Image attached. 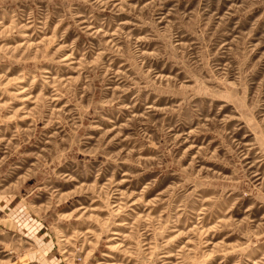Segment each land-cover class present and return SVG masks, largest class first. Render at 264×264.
Returning <instances> with one entry per match:
<instances>
[{"label": "rangeland", "instance_id": "1", "mask_svg": "<svg viewBox=\"0 0 264 264\" xmlns=\"http://www.w3.org/2000/svg\"><path fill=\"white\" fill-rule=\"evenodd\" d=\"M0 264H264V0H0Z\"/></svg>", "mask_w": 264, "mask_h": 264}]
</instances>
